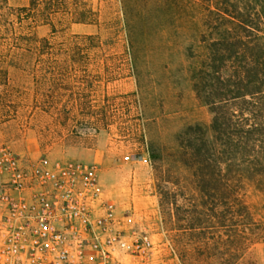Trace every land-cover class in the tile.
Segmentation results:
<instances>
[{
    "label": "rangeland",
    "instance_id": "374dc122",
    "mask_svg": "<svg viewBox=\"0 0 264 264\" xmlns=\"http://www.w3.org/2000/svg\"><path fill=\"white\" fill-rule=\"evenodd\" d=\"M8 1L13 7L28 4ZM76 1L93 8L96 23L70 25L54 34L51 56L57 64L52 74L39 68L34 73L10 70L9 85L0 86V149L8 148L22 163L47 158L95 164L103 191L118 212L132 207L152 233V264H182L163 224L148 146L170 151L185 125L211 121L190 76L194 58L188 55L197 53L201 28L198 0H188L197 21H159L146 50L138 52L129 46L122 0ZM5 27L1 21L0 33ZM35 32L51 35L46 25ZM72 34L98 35L99 40H75ZM61 74L65 82L44 81ZM5 76L0 72V82ZM4 179L0 172V187ZM244 199L264 223V186L249 183ZM242 264H264V240L250 248Z\"/></svg>",
    "mask_w": 264,
    "mask_h": 264
},
{
    "label": "trees",
    "instance_id": "16d2710c",
    "mask_svg": "<svg viewBox=\"0 0 264 264\" xmlns=\"http://www.w3.org/2000/svg\"><path fill=\"white\" fill-rule=\"evenodd\" d=\"M122 2L132 52L146 50L159 21L183 18L201 25L197 53L188 57L194 58L192 89L211 121L185 125L170 151L151 143L149 159L163 224L182 264H242L264 240V223L244 199L249 183L264 186V0H198L197 20L188 0ZM1 21L6 27L0 33V72L6 76L0 86H8L10 70L52 74L54 34L96 23V12L76 0H28L16 7L0 0ZM42 25L50 27V36L38 37L35 29ZM61 76L44 81L65 82Z\"/></svg>",
    "mask_w": 264,
    "mask_h": 264
},
{
    "label": "built area",
    "instance_id": "2783aa9c",
    "mask_svg": "<svg viewBox=\"0 0 264 264\" xmlns=\"http://www.w3.org/2000/svg\"><path fill=\"white\" fill-rule=\"evenodd\" d=\"M0 264H152L150 230L119 213L93 163H22L0 149Z\"/></svg>",
    "mask_w": 264,
    "mask_h": 264
}]
</instances>
